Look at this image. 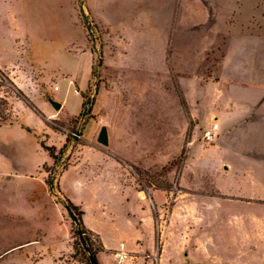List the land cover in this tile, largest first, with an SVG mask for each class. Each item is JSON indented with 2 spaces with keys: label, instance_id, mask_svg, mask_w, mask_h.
<instances>
[{
  "label": "rangeland",
  "instance_id": "obj_1",
  "mask_svg": "<svg viewBox=\"0 0 264 264\" xmlns=\"http://www.w3.org/2000/svg\"><path fill=\"white\" fill-rule=\"evenodd\" d=\"M102 1L0 0V264H90L89 254L100 264V238L88 234L95 254L87 251L63 201L106 233L129 207L125 184L159 188L168 224L176 201L178 213H189L176 215L190 236L181 247L206 254L208 244L213 252L192 262L264 264V187L255 184L264 176L208 162L210 151L219 158L223 150L212 147L217 139L202 140L206 127L190 116L187 74L153 63L151 48L112 41L117 24ZM48 97L64 106L56 111ZM102 125L108 146L97 142ZM36 142L53 147L56 158ZM38 166L52 189L36 177Z\"/></svg>",
  "mask_w": 264,
  "mask_h": 264
},
{
  "label": "crops",
  "instance_id": "obj_2",
  "mask_svg": "<svg viewBox=\"0 0 264 264\" xmlns=\"http://www.w3.org/2000/svg\"><path fill=\"white\" fill-rule=\"evenodd\" d=\"M102 3L108 8L107 15L117 24L112 41L115 39L118 45L124 43L131 48H151L149 51L155 54L153 63H161L162 67L173 63L178 71L187 74L189 95L195 100V106L191 103V118L197 125L206 127L204 131L214 123L218 125L217 140L212 147L223 151L219 158L210 151L208 162L231 174L264 176V0H108ZM216 51H220L218 59L214 57ZM125 58L131 59L128 55ZM125 58L121 60L119 56L120 60L116 61L121 66ZM142 58L132 56L136 61ZM57 100L63 107L64 101ZM34 172L46 182L43 169L38 166ZM255 184L256 188L264 187L258 177ZM125 185L131 192L129 207L120 223L111 220L106 233L104 228L85 222L82 210L83 224L100 238L101 251L97 253L100 264L115 261V253L119 251L134 253L131 264H154L153 259H146L147 250L155 264H198L192 262V256L196 261L204 253L194 252L195 248L187 252V246L183 248L180 244L181 238L190 236L182 235L183 224L178 223L176 215L187 218L189 213H178L176 201L169 209L168 224L156 202L165 197L159 188L151 192ZM146 200L150 207L145 204ZM208 202L212 204L210 200L205 203ZM220 203L222 209L223 202ZM194 206L197 205H184L185 208ZM255 218V224L260 225L261 219ZM204 250V255L212 259V248L207 244ZM67 264L80 263L72 260Z\"/></svg>",
  "mask_w": 264,
  "mask_h": 264
},
{
  "label": "trees",
  "instance_id": "obj_3",
  "mask_svg": "<svg viewBox=\"0 0 264 264\" xmlns=\"http://www.w3.org/2000/svg\"><path fill=\"white\" fill-rule=\"evenodd\" d=\"M81 98H83L82 95H81ZM83 105H84V101L82 100L81 101V108H83ZM81 112H83V111H81ZM26 130H29V129H26ZM39 144L50 158H56L53 147H48L45 144H43L42 142H39ZM46 183L52 189V187H53L52 186V180L47 178ZM63 203H64V205L67 209V212H68L69 216L71 217L72 222L76 228V233L78 235V238L80 239V243L82 245H84V247L87 251H91L92 254H95L94 251L90 248V238L88 237V234L93 233V232H91L89 229H87L85 227V225L83 224V221H82L83 211L81 210V208L78 205L72 203L68 199H64ZM72 249L76 250L74 244H72ZM87 264H89V263H87Z\"/></svg>",
  "mask_w": 264,
  "mask_h": 264
},
{
  "label": "built area",
  "instance_id": "obj_4",
  "mask_svg": "<svg viewBox=\"0 0 264 264\" xmlns=\"http://www.w3.org/2000/svg\"><path fill=\"white\" fill-rule=\"evenodd\" d=\"M218 125L216 123L212 124L210 129H207L203 132L202 135V140L206 143H210L213 142L218 135ZM115 257H116V261L121 264L124 261H129V263L131 264V261L134 260V256L131 255L128 252H124V251H119L117 253H115Z\"/></svg>",
  "mask_w": 264,
  "mask_h": 264
},
{
  "label": "water",
  "instance_id": "obj_5",
  "mask_svg": "<svg viewBox=\"0 0 264 264\" xmlns=\"http://www.w3.org/2000/svg\"><path fill=\"white\" fill-rule=\"evenodd\" d=\"M48 102L56 111H59L62 107L61 102H59V101H57L51 97H48ZM97 142L100 143L101 145H104V146H108V144H109L108 131H107V127L105 125H102L100 127V130H99L98 135H97ZM89 259H90V264H97V260L93 255L89 254Z\"/></svg>",
  "mask_w": 264,
  "mask_h": 264
}]
</instances>
